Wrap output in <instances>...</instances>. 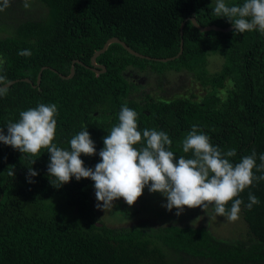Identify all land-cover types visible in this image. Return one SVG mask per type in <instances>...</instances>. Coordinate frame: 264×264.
<instances>
[{
    "label": "trees",
    "instance_id": "trees-1",
    "mask_svg": "<svg viewBox=\"0 0 264 264\" xmlns=\"http://www.w3.org/2000/svg\"><path fill=\"white\" fill-rule=\"evenodd\" d=\"M29 3L25 9L22 0H10L0 12V58L5 61L0 75L7 82L27 78L35 85L42 67L67 76L73 60L89 66L92 55L112 37L151 58L174 57L180 48V25L188 18L202 27L232 26L214 14L213 0ZM35 5L37 15L31 12ZM182 40L181 56L167 63L133 57L112 44L96 59L105 66L104 73L96 75L75 64L69 80L47 69L35 88L17 82L0 96V128L7 135V123L17 122L21 111L55 103L53 143L69 149L71 138L87 127L96 154H82L81 159L85 167L94 168L101 160L103 138L118 124L121 106L127 105L137 113L141 134L154 128L169 135L177 158L191 156L183 152L181 141L194 124L213 145L235 149L236 156L229 158L233 163L253 149L257 156L264 153V34L201 33L188 20ZM23 49L32 55H18ZM130 67L160 81L187 73L198 93L170 99L136 94L140 88L124 75ZM143 143L142 137L134 147ZM47 151L42 148L32 156L0 142V264H264V181L254 182L237 197L244 201L239 213L246 225L244 240L219 239L206 224L110 228L97 221L89 201L87 189L94 181L72 177L59 188L50 184L54 178L47 174ZM29 168L38 173L31 177L34 183L28 182ZM249 192L260 200L251 210L245 207Z\"/></svg>",
    "mask_w": 264,
    "mask_h": 264
},
{
    "label": "clouds",
    "instance_id": "clouds-1",
    "mask_svg": "<svg viewBox=\"0 0 264 264\" xmlns=\"http://www.w3.org/2000/svg\"><path fill=\"white\" fill-rule=\"evenodd\" d=\"M22 3L25 9L31 7L29 0H22ZM9 6L10 0H3L0 12ZM213 11L217 17L227 18L234 33L258 31L264 34V0H243L242 4L231 6L225 0H215ZM18 55L30 57L32 51L23 49ZM4 62L0 58V65ZM6 83V76L0 75V96L7 94ZM56 115L58 107L55 103H41L21 111L17 122L7 123V135L0 128V142L32 156L46 148L50 154L47 174L54 178L50 179V184L59 188L72 177L77 181L91 179L98 208L109 207L121 197L128 205H133L148 186L150 193L159 192L166 198L162 207L168 211L175 208L177 216L185 207H202L206 211L212 206L217 216L235 221L239 219L244 203L237 197L254 182L264 181V153L257 156L253 149L250 155L233 163L229 158L236 156V150L224 151L213 145L194 124L181 141L183 152H191V156L177 158L170 150L172 140L169 135L154 128H145L141 134L137 113L127 105L121 106L118 124L103 138L104 147L98 153L100 162L94 168L85 167L81 155L96 154L95 142L87 127L71 138L69 149L60 148L53 143ZM142 137L144 143L139 148L134 147L141 143ZM253 169L260 175H256ZM36 175L38 173L29 168L28 182L34 183L31 177ZM230 201L231 207L227 208ZM258 204L259 198L249 192L245 207L251 210Z\"/></svg>",
    "mask_w": 264,
    "mask_h": 264
},
{
    "label": "rangeland",
    "instance_id": "rangeland-1",
    "mask_svg": "<svg viewBox=\"0 0 264 264\" xmlns=\"http://www.w3.org/2000/svg\"><path fill=\"white\" fill-rule=\"evenodd\" d=\"M233 1L235 0H225L226 4ZM213 4L215 5V0H213ZM31 12L35 15L39 14L36 5L32 7ZM153 77H150L152 81L148 84H152V90L146 86L148 89L144 87L143 91L147 92L149 90L148 93H151L156 99H170L187 96L189 93H198L191 84V77L187 73L183 72L168 76L166 82L157 80L155 76ZM155 83H160V87L163 85V88L157 90ZM87 192L97 221L110 228H130L139 224H146L150 227L168 225L200 227L206 224L211 233L219 239L227 241L246 239V225L240 214L239 219L229 221L226 217L217 216L214 208L210 206L206 211L202 207L191 209L185 207L183 213L177 216L175 208L168 211L162 207V204L167 201L161 193H150L146 188L133 205H128L121 197L113 201V204L109 207L98 208L96 207L98 202L94 186L88 187Z\"/></svg>",
    "mask_w": 264,
    "mask_h": 264
},
{
    "label": "water",
    "instance_id": "water-1",
    "mask_svg": "<svg viewBox=\"0 0 264 264\" xmlns=\"http://www.w3.org/2000/svg\"><path fill=\"white\" fill-rule=\"evenodd\" d=\"M190 21L192 23V25L197 29L199 30V32L201 33H204V32H209V31H215V32H222V33H228L230 31L233 30V25L232 26H227L225 28H221L219 26H216V25H208V26H200L195 18H188L186 19L184 22L181 23L180 25V37H181V41H180V48H179V52L176 56L174 57H170V58H151V57H148V56H145V55H142L134 50H132L129 46H127L123 41L119 40L118 38L116 37H112V38H109L103 45V47L98 50L97 52H95L92 57L90 58V65L89 66H84L80 61L78 60H73L72 63H71V66H70V70H69V75L67 76H64L62 74H59L57 71H55L54 69H51V68H48V67H42L37 75V80H36V84L33 85V83L27 79V78H24V79H19V80H15V81H10V82H7L6 83V87H10L12 86L13 84L17 83V82H25V83H28V84H31L32 87H36L40 84V80H41V75H42V72L44 70H47V69H50L53 73L55 74H58V76L64 80H69L71 78H73L74 74H75V64H79V65H83L86 69L92 71L93 73H95L96 75L97 74H101V73H104L106 71V68L104 65H100L96 62V59L101 56L102 54H104L108 47L112 44H118L120 45L129 55L133 56V57H136V58H139V59H145V60H148V61H155V62H160V63H167L169 61H173L177 58H179L183 52V40H182V36H183V28L186 24L187 21Z\"/></svg>",
    "mask_w": 264,
    "mask_h": 264
},
{
    "label": "flooded vegetation",
    "instance_id": "flooded-vegetation-1",
    "mask_svg": "<svg viewBox=\"0 0 264 264\" xmlns=\"http://www.w3.org/2000/svg\"><path fill=\"white\" fill-rule=\"evenodd\" d=\"M124 75H125V78L129 82L134 84V87L140 88V90H138L136 94L141 93L143 96L146 93V95L149 94V96L151 95L153 97V95L151 93H148L149 90H147V92L143 91L144 87L145 88L150 87L152 90V88H153L152 84L151 85H148V84L152 81L150 77H153V76H149V74H147L145 72H141L138 69L132 68V67L127 68V70L124 72ZM157 85H158V83H155V86H157ZM153 99H155V98H153Z\"/></svg>",
    "mask_w": 264,
    "mask_h": 264
}]
</instances>
